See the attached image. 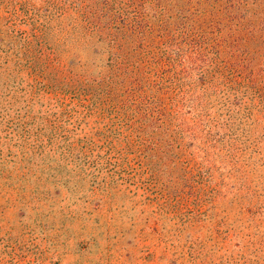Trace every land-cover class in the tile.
Here are the masks:
<instances>
[{
	"label": "rangeland",
	"instance_id": "rangeland-1",
	"mask_svg": "<svg viewBox=\"0 0 264 264\" xmlns=\"http://www.w3.org/2000/svg\"><path fill=\"white\" fill-rule=\"evenodd\" d=\"M263 16L0 0V264H264Z\"/></svg>",
	"mask_w": 264,
	"mask_h": 264
},
{
	"label": "trees",
	"instance_id": "trees-1",
	"mask_svg": "<svg viewBox=\"0 0 264 264\" xmlns=\"http://www.w3.org/2000/svg\"><path fill=\"white\" fill-rule=\"evenodd\" d=\"M260 19H261V21H262V24H264V16H263V17H261ZM250 26H251V25H250ZM250 28L252 29V31H254L253 29H255V27H254V26H251Z\"/></svg>",
	"mask_w": 264,
	"mask_h": 264
}]
</instances>
